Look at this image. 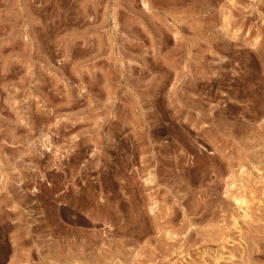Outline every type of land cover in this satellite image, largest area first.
I'll list each match as a JSON object with an SVG mask.
<instances>
[{"label": "rangeland", "instance_id": "obj_1", "mask_svg": "<svg viewBox=\"0 0 264 264\" xmlns=\"http://www.w3.org/2000/svg\"><path fill=\"white\" fill-rule=\"evenodd\" d=\"M236 196L264 218V0H0V264H264Z\"/></svg>", "mask_w": 264, "mask_h": 264}, {"label": "bare ground", "instance_id": "obj_2", "mask_svg": "<svg viewBox=\"0 0 264 264\" xmlns=\"http://www.w3.org/2000/svg\"><path fill=\"white\" fill-rule=\"evenodd\" d=\"M145 6H146V4H145ZM176 35V34H175ZM16 103L15 102H10V109H12V110H15V107H14V105H15ZM17 115V114H16ZM224 126V125H223ZM197 127H199V126H197ZM201 127V126H200ZM200 131V130H199ZM197 135V134H196ZM42 137H43V135H42ZM41 137V141H40V146L44 149V150H46V151H48L49 150V148H48V144H49V140L47 139V138H42ZM223 149V148H222ZM56 155H58V153L56 152ZM223 158V157H222ZM263 160V159H262ZM262 160H261V162H262ZM212 161V160H211ZM216 161V160H215ZM252 161V160H251ZM259 161V160H258ZM217 162V161H216ZM215 162V163H216ZM214 163V164H215ZM209 164V163H208ZM250 165V164H249ZM252 165H254L255 166V170H257L258 171V174H260L259 173V170H258V168H257V166H256V163L255 164H253L252 163ZM208 166V165H207ZM210 166V165H209ZM211 166H212V164H211ZM216 166V165H215ZM251 166V165H250ZM219 167V166H218ZM252 167V166H251ZM233 168V167H232ZM223 169V168H222ZM253 169V170H254ZM194 171V170H193ZM212 171V170H211ZM226 171V170H225ZM263 171V170H262ZM218 172V171H217ZM209 173V172H208ZM220 173V172H219ZM261 173H263V172H261ZM243 174V173H242ZM257 174V173H256ZM221 176V175H220ZM230 176V175H229ZM224 178V177H223ZM226 178V177H225ZM231 178V177H230ZM260 178H261V176H260ZM263 178V177H262ZM237 179V178H236ZM224 180V179H223ZM248 180V179H247ZM252 180V179H251ZM225 182V181H224ZM230 182V181H229ZM248 182V181H247ZM260 182V181H259ZM220 184V183H219ZM243 184V183H242ZM241 185V184H240ZM257 185V184H256ZM248 186V185H247ZM246 186V187H247ZM255 186V185H254ZM227 187V186H226ZM228 188H229V186H228ZM227 188V189H228ZM232 188H233V186H232ZM232 188H230V189H232ZM252 188V187H251ZM247 189V188H246ZM249 191V190H248ZM226 193V192H225ZM242 193V192H241ZM251 193V192H250ZM257 193V192H256ZM261 193V192H260ZM229 194V193H228ZM262 195V194H261ZM238 196H239V194H238ZM238 196H236V198H238ZM240 197H241V195H240ZM238 198V199H236V205H237V209L236 210H241L242 209V218L244 219V220H246L245 222H247L248 224H254V222H262V220H264V218H258L257 220H253V218H255V217H253L252 219H251V217L249 216V214H253V211L250 209V204L248 203V201L245 199V198ZM261 197V196H260ZM233 198V197H232ZM256 198V197H255ZM235 199V198H234ZM263 199V198H262ZM250 202V201H249ZM259 202V201H258ZM256 203V202H255ZM251 206H252V204H251ZM241 215V214H240ZM248 220V221H247ZM238 221V220H237ZM237 221H235L234 222V227L236 228V226H237ZM244 224V223H243ZM246 225V224H245ZM240 227V226H239ZM240 229V228H239ZM251 229V228H250ZM236 230V229H235ZM251 233H252V231H251ZM253 233L257 236H259L260 234H262L263 236H262V238L260 239L261 241H263L264 242V224L263 225H261V224H259V226H255V229H254V231H253ZM241 234V233H240ZM194 235V234H193ZM248 235H249V233H248ZM252 237V236H251ZM259 240V239H258ZM250 243H251V246H253V247H251V249H250V251H248L249 252V254H247V258H249L251 255H255V254H263L264 253V245L263 246H261L262 244H264V243H262L261 244V242H259V241H257L255 238H252L251 240H250ZM232 251V250H231ZM233 252V251H232ZM238 252V251H237ZM203 253H205V252H203ZM230 253V252H229ZM203 256V255H202ZM259 256V255H258ZM234 256H233V254L232 255H230L229 256V262H233V258ZM240 257V256H239ZM215 258V257H214ZM220 258H216V259H214V261H218ZM250 259V258H249ZM248 260V259H247ZM246 260V261H247ZM192 261V260H191ZM240 261V260H239ZM194 262V261H193ZM202 262V261H201ZM204 263V262H203ZM247 263V262H246ZM198 264V263H197ZM232 264H234V263H232Z\"/></svg>", "mask_w": 264, "mask_h": 264}]
</instances>
